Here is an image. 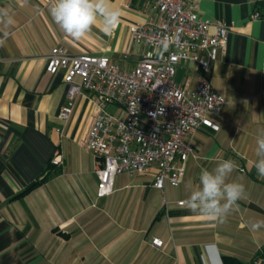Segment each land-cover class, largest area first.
<instances>
[{
    "label": "crops",
    "instance_id": "1",
    "mask_svg": "<svg viewBox=\"0 0 264 264\" xmlns=\"http://www.w3.org/2000/svg\"><path fill=\"white\" fill-rule=\"evenodd\" d=\"M54 3L0 0L14 21L0 23V264H222L227 256L264 264V227L250 229L264 220V177L254 167L264 130V0H195L202 18L231 28L212 73L227 100L213 117L219 129L196 131V157L178 186L155 188L154 170L123 172L104 197L97 194V158L84 146L95 106L79 95L71 117L59 118L65 72H47V57L62 46L72 55H107L131 70L148 48L133 41L129 24L153 12L148 0H110L120 11L114 30L98 21L76 40L53 21ZM256 12L263 16L254 18ZM56 156L59 165L52 163ZM222 159L236 162L229 180L242 184L244 195L219 222L192 212L187 199L201 169ZM155 238L162 247L152 244Z\"/></svg>",
    "mask_w": 264,
    "mask_h": 264
},
{
    "label": "built area",
    "instance_id": "2",
    "mask_svg": "<svg viewBox=\"0 0 264 264\" xmlns=\"http://www.w3.org/2000/svg\"><path fill=\"white\" fill-rule=\"evenodd\" d=\"M148 2L153 14L129 24L133 41L148 48L133 69L121 68L107 55H72L62 46L53 47L47 57V72H65L66 102L59 118L71 117L79 95L95 106L84 146L97 158L99 197L114 192L116 176L123 172L154 170L155 188L178 186L187 161L196 157V131L219 129L213 117L227 102L214 88L212 73L231 28L202 18L195 0ZM178 67L187 71L182 80ZM110 104L122 107L126 118L116 117ZM52 163L61 164L60 156ZM152 244L162 247L164 242L155 238Z\"/></svg>",
    "mask_w": 264,
    "mask_h": 264
},
{
    "label": "clouds",
    "instance_id": "3",
    "mask_svg": "<svg viewBox=\"0 0 264 264\" xmlns=\"http://www.w3.org/2000/svg\"><path fill=\"white\" fill-rule=\"evenodd\" d=\"M49 12L62 32L76 40L89 34L98 21L108 33L120 21V11L111 6L110 0H55ZM13 22L10 9L0 8V23L10 25ZM3 43L0 39V45ZM255 145L254 167L257 174L264 177V130L256 137ZM236 167L234 160L222 159L211 170L202 168L199 183L187 199L189 209L210 220L224 222L244 195V186L229 180ZM261 227H264V220L250 224L252 231Z\"/></svg>",
    "mask_w": 264,
    "mask_h": 264
},
{
    "label": "rangeland",
    "instance_id": "4",
    "mask_svg": "<svg viewBox=\"0 0 264 264\" xmlns=\"http://www.w3.org/2000/svg\"><path fill=\"white\" fill-rule=\"evenodd\" d=\"M187 74V71L185 68L178 67V80H182L184 76ZM108 109L115 114L116 117L119 119H125L126 118V112L125 110L114 104H110L108 106Z\"/></svg>",
    "mask_w": 264,
    "mask_h": 264
},
{
    "label": "trees",
    "instance_id": "5",
    "mask_svg": "<svg viewBox=\"0 0 264 264\" xmlns=\"http://www.w3.org/2000/svg\"><path fill=\"white\" fill-rule=\"evenodd\" d=\"M261 16H263V15H261ZM45 178H46V176L43 179L35 181L34 183H32L27 188V191H30V190L34 189L35 187H37L38 185H40L44 181ZM262 255L264 257V253ZM222 264H244V263H243V261H241L240 259H238L236 257L227 256V257H224Z\"/></svg>",
    "mask_w": 264,
    "mask_h": 264
}]
</instances>
